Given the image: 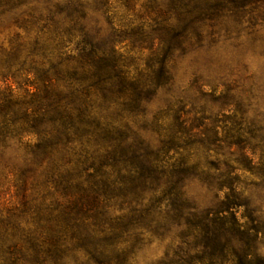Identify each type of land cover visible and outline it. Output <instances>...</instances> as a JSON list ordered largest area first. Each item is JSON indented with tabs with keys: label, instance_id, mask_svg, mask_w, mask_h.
Returning a JSON list of instances; mask_svg holds the SVG:
<instances>
[{
	"label": "rangeland",
	"instance_id": "rangeland-1",
	"mask_svg": "<svg viewBox=\"0 0 264 264\" xmlns=\"http://www.w3.org/2000/svg\"><path fill=\"white\" fill-rule=\"evenodd\" d=\"M84 33L148 86L134 114H105L121 129L114 171L136 183L108 204L121 236L101 264H234L228 254L205 257L190 225L198 213L218 228L223 202L256 230L264 259V0L1 3L0 93L10 86L20 96L43 71L79 67ZM86 140L69 145L65 168L74 174L87 169ZM26 145L13 136L0 144V261L27 248L28 232H65L62 171L37 163ZM171 176L180 180L176 201L161 184ZM70 243L59 261L45 254V263L99 264Z\"/></svg>",
	"mask_w": 264,
	"mask_h": 264
},
{
	"label": "trees",
	"instance_id": "trees-1",
	"mask_svg": "<svg viewBox=\"0 0 264 264\" xmlns=\"http://www.w3.org/2000/svg\"><path fill=\"white\" fill-rule=\"evenodd\" d=\"M12 1L0 0V4ZM83 39L85 48L79 55V67L53 73L43 71L37 79L35 76L36 81L26 85L28 88L20 96H16L10 86L0 93V144L11 136L17 137L27 144L26 151L34 156L33 160L39 164L47 161L57 173L62 171L56 177L63 191L58 220L65 227L64 233L53 230L52 236L28 232L24 240L27 248L17 245L18 253L11 256V261L3 258L0 264H48L45 254H50L53 262L59 261L58 254L65 253L63 250L70 240L76 243H70L71 247L83 249L99 264L115 250L109 243L120 235V227L111 224L115 220L108 204L120 195L123 187L136 183V178H124L120 171H114L121 153L118 138L121 129L114 126L118 124L117 119L105 114L110 108L114 110L111 116L117 111L134 114L148 86L128 76L118 61L112 60L114 51L99 50L88 33L83 34ZM117 44L120 43L116 42L115 47ZM29 137L38 142L29 144ZM84 139L92 150L85 152L82 162L87 166L84 174L93 170L86 178L65 168L71 162L68 161L72 150L69 145L82 144ZM99 148L104 149L100 158L96 156ZM55 155H59L56 161L53 160ZM98 159L104 161L97 162ZM178 183L180 180L173 176L161 183L165 194L176 196L175 201L179 200ZM217 215L218 228L209 215H191L193 223L190 225L203 240L204 256L214 258L228 254L237 259L234 264H264V259L256 253L257 232L242 224L244 217L239 218L224 202ZM210 246L213 252L209 253Z\"/></svg>",
	"mask_w": 264,
	"mask_h": 264
}]
</instances>
